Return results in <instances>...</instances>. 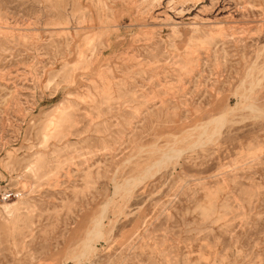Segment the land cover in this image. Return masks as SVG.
<instances>
[{
    "label": "rangeland",
    "instance_id": "obj_1",
    "mask_svg": "<svg viewBox=\"0 0 264 264\" xmlns=\"http://www.w3.org/2000/svg\"><path fill=\"white\" fill-rule=\"evenodd\" d=\"M248 103L264 0H0V264H264Z\"/></svg>",
    "mask_w": 264,
    "mask_h": 264
},
{
    "label": "bare ground",
    "instance_id": "obj_2",
    "mask_svg": "<svg viewBox=\"0 0 264 264\" xmlns=\"http://www.w3.org/2000/svg\"><path fill=\"white\" fill-rule=\"evenodd\" d=\"M246 98H247V97H246ZM246 98H245V99H246ZM246 106H247L246 108H248V110H249L251 116H255V117H258V116H264V108H263V107H259L258 105H255L254 103H248ZM231 110H232V109H230V110L227 111V112H224V113L220 116V118H219V124H215V126H214L210 131H208V132H206V133H203V135L199 136L197 142H199V143H204V142H206V141L211 140V139L213 138L214 133H217V132H218V127H219V125L222 124V123L226 120L225 117H226L227 113L230 112ZM178 153H179V151H177V150H175V149H174V150H171V151H168V153L163 154V156H161V158L158 159V160L156 161V164L161 165L162 163H166V162H168L170 159L176 157V156L178 155ZM154 163H155V162H154ZM145 175H146V173H144L143 176H145ZM138 177H139V176H138ZM138 177H134V180H135V181L139 180L140 178H138ZM98 218H99V217H98ZM99 228H100L99 221L96 220V222H94V224H93V231H91L90 236H91L94 232H97V233H98V232L100 231ZM90 236H89V237H90ZM92 236H93V235H92ZM89 237H88V238H85V239L82 241V244H81V246H80V253H79L80 255H82L83 253H86V252L92 250V245H91V243H90V241H89Z\"/></svg>",
    "mask_w": 264,
    "mask_h": 264
}]
</instances>
